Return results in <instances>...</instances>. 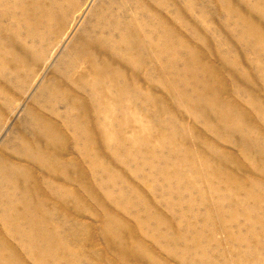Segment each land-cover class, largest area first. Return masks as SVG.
I'll list each match as a JSON object with an SVG mask.
<instances>
[{"label": "rangeland", "instance_id": "374dc122", "mask_svg": "<svg viewBox=\"0 0 264 264\" xmlns=\"http://www.w3.org/2000/svg\"><path fill=\"white\" fill-rule=\"evenodd\" d=\"M0 264H264V0H0Z\"/></svg>", "mask_w": 264, "mask_h": 264}, {"label": "bare ground", "instance_id": "6f19581e", "mask_svg": "<svg viewBox=\"0 0 264 264\" xmlns=\"http://www.w3.org/2000/svg\"><path fill=\"white\" fill-rule=\"evenodd\" d=\"M4 16V15H3Z\"/></svg>", "mask_w": 264, "mask_h": 264}]
</instances>
